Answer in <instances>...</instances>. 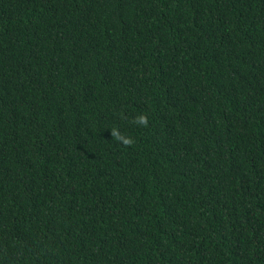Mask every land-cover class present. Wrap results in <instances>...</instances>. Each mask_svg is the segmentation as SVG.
<instances>
[{
	"label": "trees",
	"instance_id": "trees-1",
	"mask_svg": "<svg viewBox=\"0 0 264 264\" xmlns=\"http://www.w3.org/2000/svg\"><path fill=\"white\" fill-rule=\"evenodd\" d=\"M0 264H264V0H0Z\"/></svg>",
	"mask_w": 264,
	"mask_h": 264
},
{
	"label": "clouds",
	"instance_id": "clouds-1",
	"mask_svg": "<svg viewBox=\"0 0 264 264\" xmlns=\"http://www.w3.org/2000/svg\"><path fill=\"white\" fill-rule=\"evenodd\" d=\"M122 118H123V114ZM134 124L138 126H142L147 128L149 126V120L148 117L144 114L137 115L133 121ZM111 136L112 139H114L117 143L125 146V147H131L134 144V139L130 136H127L126 134H123L120 132L118 127L111 128Z\"/></svg>",
	"mask_w": 264,
	"mask_h": 264
}]
</instances>
